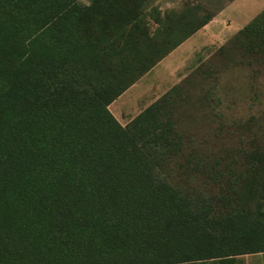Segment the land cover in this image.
I'll return each instance as SVG.
<instances>
[{
	"label": "trees",
	"instance_id": "obj_1",
	"mask_svg": "<svg viewBox=\"0 0 264 264\" xmlns=\"http://www.w3.org/2000/svg\"><path fill=\"white\" fill-rule=\"evenodd\" d=\"M148 1L0 0V264H238L264 252L263 148L196 159L206 193L164 167L192 161L179 85L125 126L108 110L211 19L159 17ZM239 35L264 63V9L232 48Z\"/></svg>",
	"mask_w": 264,
	"mask_h": 264
},
{
	"label": "rangeland",
	"instance_id": "obj_2",
	"mask_svg": "<svg viewBox=\"0 0 264 264\" xmlns=\"http://www.w3.org/2000/svg\"><path fill=\"white\" fill-rule=\"evenodd\" d=\"M173 5L177 7H170ZM151 7L156 8L159 17L166 11L188 17L193 8L196 16L209 14L211 19L222 13L201 35L203 42L197 43L201 50L196 47L187 60L194 66L184 69V59L162 58L117 96L108 110L125 126L173 85H179L182 97L174 106L176 127L184 140L182 153L193 154L192 161L186 164L177 155L164 167L176 184L207 193L212 189V180L202 171L193 170L196 159L224 157L241 143L249 149L253 144L264 149V63L258 59L262 54L256 49L247 60V54L240 50L246 36L239 35V44L230 46L235 34L264 9V0H149L145 9ZM217 24L220 27L214 37ZM253 42L255 47L262 45ZM201 70L208 74L199 73Z\"/></svg>",
	"mask_w": 264,
	"mask_h": 264
},
{
	"label": "crops",
	"instance_id": "obj_3",
	"mask_svg": "<svg viewBox=\"0 0 264 264\" xmlns=\"http://www.w3.org/2000/svg\"><path fill=\"white\" fill-rule=\"evenodd\" d=\"M221 13L222 12H219V14L214 16L213 19H210L204 26H202L200 29L195 31L191 36H189L188 38L183 40L172 51H170V53L167 54L164 58H167V57H169L170 59L173 58L172 60H174V59H176V60L177 59H180V60L184 59V64L182 65L184 67V69L188 68V67H191V66H194L195 64H192V63L188 64L187 60L192 57V54L194 53L196 47H198L197 43L201 44L203 42V39H202L201 35L206 32V30L208 29L209 25L211 23H213V21L217 17H219L221 15ZM218 27H220V24H217L216 27H214V30H213L214 31V33H213L214 37H217L216 35H217V32H218ZM206 44H207V42H206ZM196 50L200 51L201 48L198 47ZM172 64H173V66H175V63L172 62ZM255 255H259L260 257L257 258V256L255 257ZM261 255H264V252L263 253H253V254L240 255V256H238V264H260V263L264 264V258H263L264 256H261ZM252 257H255V258L252 259Z\"/></svg>",
	"mask_w": 264,
	"mask_h": 264
},
{
	"label": "clouds",
	"instance_id": "obj_4",
	"mask_svg": "<svg viewBox=\"0 0 264 264\" xmlns=\"http://www.w3.org/2000/svg\"><path fill=\"white\" fill-rule=\"evenodd\" d=\"M84 6L91 7V0H84ZM170 7H177L176 5L170 6Z\"/></svg>",
	"mask_w": 264,
	"mask_h": 264
}]
</instances>
